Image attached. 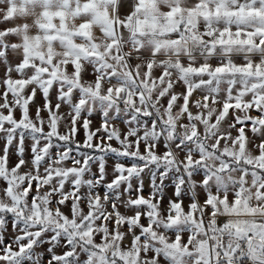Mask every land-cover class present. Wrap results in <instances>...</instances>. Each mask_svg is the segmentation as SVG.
I'll return each mask as SVG.
<instances>
[{"label": "snow or ice", "instance_id": "1", "mask_svg": "<svg viewBox=\"0 0 264 264\" xmlns=\"http://www.w3.org/2000/svg\"><path fill=\"white\" fill-rule=\"evenodd\" d=\"M119 5L0 0V264H264V0Z\"/></svg>", "mask_w": 264, "mask_h": 264}, {"label": "rangeland", "instance_id": "2", "mask_svg": "<svg viewBox=\"0 0 264 264\" xmlns=\"http://www.w3.org/2000/svg\"><path fill=\"white\" fill-rule=\"evenodd\" d=\"M131 8H132V0H120V5H119V12L121 14V16L123 17L124 15L128 14L130 11H131ZM20 21H9V22H2L0 23V29H4L6 27H10V26H13L15 23H19ZM97 34H99V31L97 30ZM237 60V62H240V59L237 57L235 58ZM254 59L258 60L259 57H254ZM213 63H215V61H213ZM3 75V70H2V67H0V76ZM15 75V74H14ZM88 79H91V77H88ZM197 95H199V93H197ZM55 96V93H53V97ZM36 103L38 104H42L43 103V100L42 98L39 96L38 94V98H37V101ZM61 111H67V108L66 106L63 107L61 109ZM32 112L33 114L35 113V108L33 107L32 109ZM257 113L256 112H253L252 115H256ZM92 121H93V128L95 127H98L100 125V122H101V118H100V115L99 114H94V116L92 117ZM118 124V126L121 128V129H124V124L121 123L120 121H117L116 122ZM61 131H63V129H61ZM77 139L79 140H83L84 139V133H83V130H81L77 136ZM114 145L116 144L115 141L112 142ZM160 151H163V149L161 148ZM113 161H109V166H108V171H109V179L112 178L111 176V165H112ZM95 170V169H94ZM143 180H144V183H145V195H147L148 193V186L150 184V177L147 175V173L143 174ZM134 185L136 183V181L134 180L133 181ZM165 183L168 185V187L165 189V192H166V199H165V204H167V197L168 196H171L172 195V192H173V188L171 186V183L170 181H165ZM187 203V201H186ZM13 233V228H12V225L9 224L8 225V229H7V235L5 236V239H9L11 234ZM48 247L47 244H45L41 249H38L39 251H44V249H46ZM47 258V257H45Z\"/></svg>", "mask_w": 264, "mask_h": 264}]
</instances>
